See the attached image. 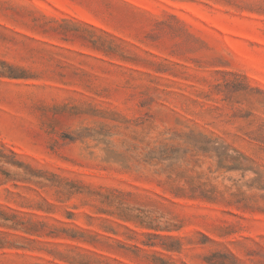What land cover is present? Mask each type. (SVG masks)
I'll use <instances>...</instances> for the list:
<instances>
[{
    "label": "rangeland",
    "instance_id": "1",
    "mask_svg": "<svg viewBox=\"0 0 264 264\" xmlns=\"http://www.w3.org/2000/svg\"><path fill=\"white\" fill-rule=\"evenodd\" d=\"M0 264H264V0H0Z\"/></svg>",
    "mask_w": 264,
    "mask_h": 264
}]
</instances>
